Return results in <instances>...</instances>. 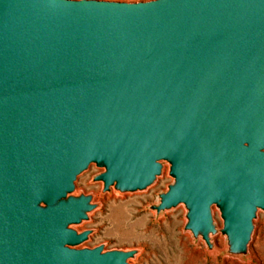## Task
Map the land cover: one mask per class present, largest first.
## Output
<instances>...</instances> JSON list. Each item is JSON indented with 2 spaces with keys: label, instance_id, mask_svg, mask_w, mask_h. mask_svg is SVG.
<instances>
[{
  "label": "water",
  "instance_id": "water-1",
  "mask_svg": "<svg viewBox=\"0 0 264 264\" xmlns=\"http://www.w3.org/2000/svg\"><path fill=\"white\" fill-rule=\"evenodd\" d=\"M163 174L158 213L246 256L264 210V0H0V264H131L78 247L98 206L75 193Z\"/></svg>",
  "mask_w": 264,
  "mask_h": 264
},
{
  "label": "rangeland",
  "instance_id": "rangeland-1",
  "mask_svg": "<svg viewBox=\"0 0 264 264\" xmlns=\"http://www.w3.org/2000/svg\"><path fill=\"white\" fill-rule=\"evenodd\" d=\"M169 168V163H165L163 174L147 189L119 192L112 188L104 192L103 182L94 179L104 168L91 164L78 176L75 193L93 194L98 206L88 220L73 226L79 231L91 230L90 237L78 247L136 249L135 256L129 259L131 264H264V210H259L254 219L248 254L239 256L226 251L227 239L221 231L223 218L218 207H213L220 228L212 237L213 248L185 228L184 204L160 213L152 208L158 203L159 193L174 180Z\"/></svg>",
  "mask_w": 264,
  "mask_h": 264
},
{
  "label": "bare ground",
  "instance_id": "bare-ground-1",
  "mask_svg": "<svg viewBox=\"0 0 264 264\" xmlns=\"http://www.w3.org/2000/svg\"><path fill=\"white\" fill-rule=\"evenodd\" d=\"M94 213V212H93Z\"/></svg>",
  "mask_w": 264,
  "mask_h": 264
}]
</instances>
